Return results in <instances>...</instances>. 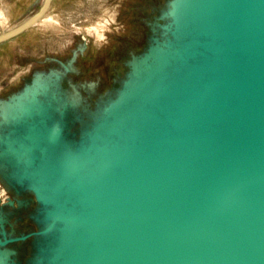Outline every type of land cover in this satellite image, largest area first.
I'll list each match as a JSON object with an SVG mask.
<instances>
[{
  "label": "water",
  "instance_id": "obj_1",
  "mask_svg": "<svg viewBox=\"0 0 264 264\" xmlns=\"http://www.w3.org/2000/svg\"><path fill=\"white\" fill-rule=\"evenodd\" d=\"M51 1L0 42L31 28ZM215 1L241 18L214 20L206 33L204 19H182L173 2L179 46L166 63L151 56L150 73L136 78L158 77L131 109L100 124L96 151H64V113L49 94L62 137L30 164L6 149L23 135L10 111L16 123L3 153L53 221L36 263L52 264L59 235L77 229L89 239L83 264H100L94 252L113 250L116 239L123 255L111 264H264V0Z\"/></svg>",
  "mask_w": 264,
  "mask_h": 264
},
{
  "label": "rangeland",
  "instance_id": "obj_2",
  "mask_svg": "<svg viewBox=\"0 0 264 264\" xmlns=\"http://www.w3.org/2000/svg\"><path fill=\"white\" fill-rule=\"evenodd\" d=\"M173 2L52 0L31 28L0 42V251L12 252L9 264H38L53 221L31 180L21 178V168L3 153L16 123L4 104L11 105L34 81L47 86L64 113V151L80 153L86 144L96 151L100 124L131 109L158 77L156 71L132 78L134 63L148 58L152 64V55L166 63L179 46L183 28ZM43 3L0 0V35L33 18Z\"/></svg>",
  "mask_w": 264,
  "mask_h": 264
},
{
  "label": "bare ground",
  "instance_id": "obj_3",
  "mask_svg": "<svg viewBox=\"0 0 264 264\" xmlns=\"http://www.w3.org/2000/svg\"><path fill=\"white\" fill-rule=\"evenodd\" d=\"M208 1L176 0L174 5L176 7V13L182 19H204L200 24L202 32L204 33L211 28V23L214 20H217L222 25H228L231 24V21L235 17L241 18V15L239 17L233 15L232 11H230L232 7L223 10L217 8V1L209 2L210 4ZM184 52L174 51L172 56L174 58L182 57ZM148 60V58H144L140 64L134 63L132 78L133 76L134 78H139L143 73H150L151 67L150 61ZM40 94H43L45 97L42 101L37 98ZM49 94H53L50 88L34 81V86L27 88L17 100L13 98L15 101L11 105L7 106L4 104L5 111L10 112L14 109L17 117L20 118L19 124L22 125L24 123L22 125L24 132L21 137L22 139H20L21 141H17L16 144L11 143L6 149L15 155H22L30 164L34 163L37 157L43 156L44 150L48 149V145L59 143L62 137L60 126L62 122L61 113L58 112V106L54 105ZM23 98H26L27 102L22 101ZM50 149L52 150L53 147ZM77 232V229L66 230L59 235V248L55 249L52 264H83L79 252L89 251V239L81 234L79 235ZM115 244L116 247L113 250L105 248L99 252L96 250L94 257H92L93 262L96 263L99 261L100 264H109L113 260L120 259L121 255H123L121 249L123 245L122 241L116 239ZM10 254L12 252L1 250L0 264H9L8 259L11 257Z\"/></svg>",
  "mask_w": 264,
  "mask_h": 264
}]
</instances>
